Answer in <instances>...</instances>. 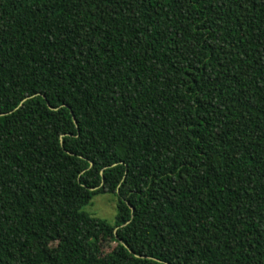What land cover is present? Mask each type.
<instances>
[{"label":"trees","instance_id":"trees-1","mask_svg":"<svg viewBox=\"0 0 264 264\" xmlns=\"http://www.w3.org/2000/svg\"><path fill=\"white\" fill-rule=\"evenodd\" d=\"M0 264H264V0H0Z\"/></svg>","mask_w":264,"mask_h":264},{"label":"rangeland","instance_id":"rangeland-1","mask_svg":"<svg viewBox=\"0 0 264 264\" xmlns=\"http://www.w3.org/2000/svg\"><path fill=\"white\" fill-rule=\"evenodd\" d=\"M117 198L112 194H99L93 197L92 201L83 208L85 213L104 220L114 225L117 217ZM116 246L114 242H107L103 245L104 252L111 251Z\"/></svg>","mask_w":264,"mask_h":264}]
</instances>
